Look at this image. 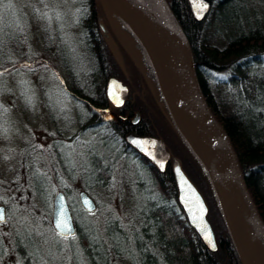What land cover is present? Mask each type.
<instances>
[{
    "label": "trees",
    "instance_id": "16d2710c",
    "mask_svg": "<svg viewBox=\"0 0 264 264\" xmlns=\"http://www.w3.org/2000/svg\"><path fill=\"white\" fill-rule=\"evenodd\" d=\"M80 1L82 7L77 20L82 21L84 17L102 14L100 0ZM229 1L231 0H209V9L200 21L192 18L186 0H170V8L190 46L193 71L201 96L232 147L245 188L264 225V29L259 23L246 28L239 27L224 44H216L211 24ZM111 15L117 19L123 33L129 32L118 13L111 11ZM84 25L86 29L82 42L89 55V62L85 67L88 68L89 75L80 76L74 71L70 77L72 89L64 87L67 92L71 90L68 93L72 94L77 106L76 114L83 116L78 122V128L81 132L94 133L102 150L89 152L88 162L81 163L82 186L85 190L107 186L112 162L120 157H124L126 161L135 158L134 184L143 196V201L136 206L133 214L137 226L130 231L129 237L119 230V223L115 218L106 217L105 240L112 243L115 253L123 254L128 247L129 251L125 254L131 262L134 261L133 249L140 258L145 255L148 260L140 262L141 264H157L154 254L156 252L164 264H240L220 219L207 176L176 132L167 113L168 121L186 150V154H180L176 150H172V153L180 158L186 173L188 170L193 176L192 179L187 173L207 202V218L217 240V248L213 251L204 246L186 221L175 197V185L169 164H166L164 171H157L148 160L136 155L137 152L125 144L122 138L124 130L117 131L109 120L94 123L98 119L97 111L88 103L95 106L101 103L94 98L102 95L104 77L117 68L95 23L88 20ZM28 50V38L21 30L19 22H4L0 27V69H5V66L10 68L11 63L16 64L14 57L18 54L26 55ZM156 111L154 109L151 112L155 118L159 116ZM150 130L151 127L148 131L151 132ZM56 145L61 176L73 180L76 175L72 153L60 138ZM87 146L94 147L95 143L89 142ZM33 172L42 176L40 188L34 187L33 191L44 202L48 211L51 190L44 196L46 177L38 170ZM57 184L67 196L75 223L74 236L81 253L91 264H106L107 254L101 244L102 238L92 226L86 225L80 218L79 212L86 214L87 211L80 206L77 196L72 195L67 185L61 180ZM111 226L114 227L113 230L110 229ZM55 235L60 236L56 233ZM149 245L153 247V253L150 252ZM94 259L97 263H94Z\"/></svg>",
    "mask_w": 264,
    "mask_h": 264
},
{
    "label": "rangeland",
    "instance_id": "374dc122",
    "mask_svg": "<svg viewBox=\"0 0 264 264\" xmlns=\"http://www.w3.org/2000/svg\"><path fill=\"white\" fill-rule=\"evenodd\" d=\"M102 1L111 11L118 13L113 0ZM81 7L80 0H0V27L4 22H19L29 42L26 55H16V64L0 69V203L5 208L0 229L11 234L16 228L22 231L27 246L36 251V260L29 264H91L75 239L55 235L50 221L51 196L60 189L57 186L59 180L76 197L77 191L84 189L81 163L88 162L89 152L102 150L94 133L78 132V122L83 116L76 114L77 106L64 87L67 85L72 89L63 62L73 65L75 73L80 76L89 75L88 68H85L89 55L76 19ZM255 23L264 29V0H231L211 24L215 43L222 45L239 27L246 28ZM56 42L58 45L63 43L57 57L54 55ZM61 78L64 80L62 84ZM126 78L132 85L130 73ZM145 106L143 119L159 127V134L171 150L186 154L173 127L165 124L159 116L155 119L150 107ZM70 115L71 125L67 120ZM59 138L72 153L76 175L73 180L61 176L56 156ZM89 142L95 146L89 148ZM135 163V158L126 161L120 157L113 161L108 185L86 190L95 202V208L86 214L79 212L85 224L92 226L102 238L107 252L106 264H141L148 260L145 255L140 258L133 249L134 261L131 262L125 254L128 247L123 254L114 253L104 234L106 217L115 218L127 237L137 226L133 214L143 196L134 184ZM34 170L46 177L43 195L47 196L51 190L48 211L33 191L42 183V176L35 174ZM187 173L193 179L188 170ZM158 256L156 253L157 264H164ZM93 261L97 263L96 259ZM14 262L15 257L10 255L8 264Z\"/></svg>",
    "mask_w": 264,
    "mask_h": 264
},
{
    "label": "water",
    "instance_id": "95a60500",
    "mask_svg": "<svg viewBox=\"0 0 264 264\" xmlns=\"http://www.w3.org/2000/svg\"><path fill=\"white\" fill-rule=\"evenodd\" d=\"M113 1L119 15L138 39L151 64L173 127L207 176L220 219L239 263L245 264L244 259L235 246L233 236L242 244L248 246L252 258L258 264H264V225L245 188L232 147L201 96L193 71L190 47L176 16L165 0H143L153 9L160 26V31L158 32L160 40H158L148 29L142 15L141 0ZM186 1L192 18L195 21L202 20L209 9V0H204L207 8L199 18L193 10L191 0ZM100 2L111 28L115 31L111 10L107 7L105 1L100 0ZM98 29L111 55L117 64L121 66L117 47L100 19H98ZM113 82L124 89V91L117 92L119 101L109 95L111 88L115 87ZM127 90L128 87L115 76L110 75L106 78L104 93L108 104L112 106L122 104ZM202 118L215 126L218 129V133H211L201 123ZM217 135L221 137L223 143L221 147L214 140ZM124 140L159 172L164 171L169 161L168 164L175 185V197L185 215L186 221L196 232L204 246L208 250H215L217 248V240L206 217L208 211L207 202L182 167L180 158L170 154V151L165 148V143L160 135L126 133ZM134 140L155 141V144L150 149L151 154L146 155L144 149L132 143ZM160 165H163V168ZM60 197H63L65 214L72 228V233L62 235H71L75 231L74 221L66 196L61 189L55 190L51 197V226L56 233L59 232L55 228V220L59 215ZM77 198L84 210L91 211L94 209V201L83 189L77 191ZM85 198L89 201L88 205L84 204ZM201 205L203 206V224L207 225V231L211 233L215 247L209 245L204 238L202 226H198L199 222L193 220V213L197 212ZM0 211L3 212L1 204Z\"/></svg>",
    "mask_w": 264,
    "mask_h": 264
},
{
    "label": "flooded vegetation",
    "instance_id": "af4514ba",
    "mask_svg": "<svg viewBox=\"0 0 264 264\" xmlns=\"http://www.w3.org/2000/svg\"><path fill=\"white\" fill-rule=\"evenodd\" d=\"M165 2L170 7V0H165ZM100 5H101V2H100ZM101 8H102V5H101ZM111 17H112L114 26L116 28L115 31L111 28L105 16L103 8H102V14H97L93 17L92 16L84 17L82 21L77 20V24L80 26L82 30V35H83L86 29V26L84 25L85 21H88V20H90V22L93 21L99 32L98 19H100L104 27L107 29L109 35L113 39L117 47V50L119 52L120 60H121V66H119L117 62L115 61V59L113 58V56L111 55L108 47L106 46L117 69L114 68L112 73H108L104 77L103 84L101 87L102 95L99 96L98 98L97 97L94 98L96 100L99 99V102L101 103L96 106L88 103L89 106L93 107L94 110L97 111L96 116L98 119L94 123L99 122V121L106 122L107 120H109L117 131L124 130V133L122 134L123 140H124V135L126 133H133L137 135H153V136L160 135L158 132L159 127H156L155 123L153 122L151 123L149 120H146V119L144 120L142 116L143 107L146 105L147 107H150L151 112L154 109L157 110L156 112L159 115V119H163L165 121V124L168 123L171 126L165 114V113L168 114V112L166 110L164 101L161 97L151 64L141 44L139 43L138 39L133 34V32L130 30L127 23L123 20L126 27L129 29V32L126 31L123 33L122 28L118 25L116 21L117 19H115L112 15ZM58 37L60 36L58 35ZM100 37L102 39L101 34H100ZM55 44H57V42ZM61 44L63 43H59V45L57 44V46L55 45L56 48H55L54 55L56 57H57L58 52L61 51L60 50ZM62 64L65 66V70L68 75V80L71 84L72 81L70 80V77L74 73V67L73 65H70V64L68 65L66 62H63ZM128 73H130L131 78H133L132 85H131L130 80L126 78V74ZM110 75L115 76L117 79H119L123 84H125L128 87L126 97L123 100L122 104H120L119 106H112L108 104L107 97L105 96V93H104L105 81H106V78ZM63 81L64 80L61 78L60 83L61 84L64 83ZM68 92L71 93V90H69ZM71 95H69V97L73 99ZM81 100H83L84 102H87L86 99L84 98H81ZM70 117L71 115L68 117L67 120L69 121L71 125ZM156 117L158 118V116ZM150 127L152 128V130H150L151 132L148 131ZM78 132L81 133V129H78ZM82 132H86V131H82ZM124 142L125 144H128L125 140ZM164 143H165V148H167L170 151V154H174L172 153V150L169 148V146L166 144L165 141ZM136 155H138V153ZM168 163L169 161L167 162V164ZM66 199H67V196H66ZM1 205L3 206V214L5 215L4 205L3 204ZM74 227H75V223H74ZM119 230L122 231V228L120 225H119ZM9 234L11 233L0 229V264H8L10 255L15 257V262L13 264H29L31 261L36 260V251L32 247L27 246L25 242L26 240L24 239L25 236L23 235L22 231L19 230V228H16L15 231L11 234V239H9ZM73 234L75 235V231ZM73 234L60 235V236L73 238ZM108 243L111 244V248L113 249L112 243L110 242ZM76 244L78 245L77 241H76ZM101 244H103V242H101ZM149 248L151 249L150 252L153 253V250H154L153 247L150 246ZM103 250L107 254L105 248ZM156 253H154L155 259H156ZM117 254H122V253H117ZM158 258L159 260L161 259L160 256H158Z\"/></svg>",
    "mask_w": 264,
    "mask_h": 264
},
{
    "label": "snow or ice",
    "instance_id": "6c2138e0",
    "mask_svg": "<svg viewBox=\"0 0 264 264\" xmlns=\"http://www.w3.org/2000/svg\"><path fill=\"white\" fill-rule=\"evenodd\" d=\"M193 10L197 14L198 18L200 15L203 14L204 10L207 8V4L204 3V0H191ZM113 85L115 87L111 88L109 91V95L114 97L117 101H119V96L117 95L118 91H124V89L120 88L119 85H116L115 82H113ZM5 111H7L5 109ZM133 144L140 146L142 149L145 150L146 155L151 154L150 149L151 146L155 144V141H149V140H134L132 141ZM161 168H163V165H160ZM178 171V169H177ZM186 183V181H185ZM194 195V193H193ZM84 204L88 205L89 201L85 198ZM4 214L2 211H0V222L4 221ZM193 220L198 221V226H202V230L204 231V238L209 243L210 246L215 247L212 242V236L211 233L207 231V225L203 224V206H200V209L193 213ZM55 228L59 230L57 232V235H62L66 233H72V228L69 223V220L65 214V209L63 206V197H60V208H59V215L55 220ZM67 238V237H65ZM75 238L73 234V239Z\"/></svg>",
    "mask_w": 264,
    "mask_h": 264
},
{
    "label": "bare ground",
    "instance_id": "6f19581e",
    "mask_svg": "<svg viewBox=\"0 0 264 264\" xmlns=\"http://www.w3.org/2000/svg\"><path fill=\"white\" fill-rule=\"evenodd\" d=\"M141 11H142V15L145 19V22L147 23V26H148V29L151 31V33L153 35L156 36V38L158 40H160V38L158 37V32L160 31V26L158 24V21L154 15V11L153 9L151 8V6L149 4H146L143 0H141ZM152 9V10H151ZM190 47V46H189ZM191 51V49H190ZM194 111V110H193ZM196 112V111H194ZM197 113V112H196ZM203 120L201 121V123H203V125L205 127H207L211 133L213 134H217L218 132V129L211 125L210 123H208V121H206L204 118H202ZM217 143L218 146H223V143H222V140H221V137L219 135H217V137L214 139ZM62 190V189H61ZM85 192L86 190L83 189ZM63 191V190H62ZM87 193V192H86ZM88 194V193H87ZM208 212V211H207ZM206 217H207V214H206ZM208 219V218H207ZM209 221V220H208ZM210 223V222H209ZM211 225V224H210ZM212 227V226H211ZM233 241L235 243V246L238 250V252L241 254L242 258L244 259V263L245 264H258L257 261H255L252 256H251V253H250V250L248 248L247 245L245 244H242L236 237L233 236Z\"/></svg>",
    "mask_w": 264,
    "mask_h": 264
}]
</instances>
